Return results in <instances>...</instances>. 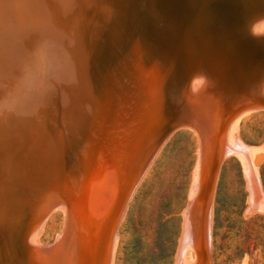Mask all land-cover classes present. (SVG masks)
<instances>
[{
    "label": "water",
    "instance_id": "water-1",
    "mask_svg": "<svg viewBox=\"0 0 264 264\" xmlns=\"http://www.w3.org/2000/svg\"><path fill=\"white\" fill-rule=\"evenodd\" d=\"M257 109L264 0H0V264H112L131 194L181 127L198 149L174 264H210L221 160L240 163L242 216L264 213V144L237 139Z\"/></svg>",
    "mask_w": 264,
    "mask_h": 264
},
{
    "label": "rangeland",
    "instance_id": "rangeland-1",
    "mask_svg": "<svg viewBox=\"0 0 264 264\" xmlns=\"http://www.w3.org/2000/svg\"><path fill=\"white\" fill-rule=\"evenodd\" d=\"M240 141L264 144V109L241 118ZM196 144L187 131L172 132L156 153L128 200L116 229L114 264H174L181 235V212L187 207ZM264 195V158L257 167ZM248 192L238 159L224 158L212 195L209 259L211 264H264V213L243 217ZM63 224L58 211L44 222L42 245H51Z\"/></svg>",
    "mask_w": 264,
    "mask_h": 264
},
{
    "label": "bare ground",
    "instance_id": "bare-ground-1",
    "mask_svg": "<svg viewBox=\"0 0 264 264\" xmlns=\"http://www.w3.org/2000/svg\"><path fill=\"white\" fill-rule=\"evenodd\" d=\"M197 85V83H193V88L195 87ZM253 111H256V110H252L251 112H253ZM250 113V112H249ZM248 113V114H249ZM242 117H244V116H242ZM241 117V118H242ZM241 118L239 119V121L241 120ZM239 121L237 122V139H238V141L243 145V146H245L241 141H240V139H239V136H238V124H239ZM177 130H181V131H187V132H189L192 136H193V138H194V141H195V144H196V151H197V149H198V143H197V138H196V136H195V133L191 130V129H189V128H187V127H181V128H178V129H175L173 132H175V131H177ZM245 147H248V146H245ZM229 156H232V155H229ZM229 156H227V157H229ZM226 158V157H225ZM224 160V159H223ZM223 160H221L220 161V164H219V168H218V172H217V176H216V180H215V184H214V189H213V194H214V190H215V186H216V182H217V179H218V175H219V171H220V165H221V163H222V161ZM195 164H196V161H195ZM195 164H194V166H195ZM148 168H149V166H148ZM147 168V169H148ZM194 169V168H193ZM147 171V170H146ZM146 173V172H145ZM144 175V174H143ZM143 178V177H142ZM190 183H191V181H190ZM135 190V189H134ZM189 191V190H188ZM134 192V191H133ZM133 194V193H132ZM131 194V195H132ZM130 199V198H129ZM212 199H213V197H212ZM212 199H211V204H212ZM211 204H210V208H211ZM188 205V204H187ZM58 211H60V210H54L52 213H50L49 215H48V217L46 218V220H45V222L48 220V219H50L56 212H58ZM61 212V211H60ZM120 222V221H119ZM119 222H118V224H119ZM210 223H211V221H210ZM117 224V225H118ZM43 226H44V224H43ZM42 229H43V227H42ZM62 229H63V224H62ZM62 229H61V231H62ZM116 229H117V226H116V228H115V236H117L116 235ZM61 231H60V233H61ZM59 233V234H60ZM58 234V235H59ZM40 235V234H39ZM37 242H38V244L40 245V246H42V247H44V246H46V245H42L41 243H40V241H39V236H38V238H37ZM116 248H117V241H115V246H114V252H113V257H112V264H114V256H115V252H116ZM210 254V253H209ZM209 262H210V259H209ZM211 264V263H210Z\"/></svg>",
    "mask_w": 264,
    "mask_h": 264
}]
</instances>
